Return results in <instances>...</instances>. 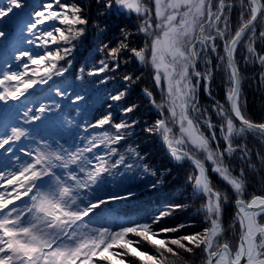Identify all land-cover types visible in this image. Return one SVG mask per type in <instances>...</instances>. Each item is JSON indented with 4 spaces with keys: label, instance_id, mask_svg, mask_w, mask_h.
<instances>
[{
    "label": "snow or ice",
    "instance_id": "6c2138e0",
    "mask_svg": "<svg viewBox=\"0 0 264 264\" xmlns=\"http://www.w3.org/2000/svg\"><path fill=\"white\" fill-rule=\"evenodd\" d=\"M234 8L239 9V23L233 31ZM118 14L135 15V29L120 27L115 46L101 40L95 51L104 52L105 58L84 57L75 80L68 81L66 76L89 29L97 37L105 36L110 31L109 19ZM24 32L32 38L24 37ZM139 37L142 46H132L131 39ZM258 40L264 41V0H91L88 4L81 0H0V53H13L10 59L0 56V104L4 106L0 110V264H189L185 254L194 256L196 250L203 255L202 264H264V194L246 196V168L234 174L230 163L235 158L252 172L264 171V122L246 115L244 77L237 61L238 49L243 48L245 64L259 67L258 80L264 85V53L257 50ZM217 41L222 42L223 54ZM24 43L33 48L23 49ZM124 53L131 55L122 60ZM210 53L216 54V64ZM132 58L151 67L161 92L158 103L145 90L160 118L144 131L160 137L175 164L191 163L193 172L187 179L192 195L205 199L198 211L209 226L202 232L168 235L189 226L164 223L188 207L183 203L164 204L144 219L117 229L93 220L102 206L137 195L127 188L123 194L99 196L108 177H127L139 169L156 178L149 185L152 189L165 182L163 174L158 177L135 147L128 148V155L115 147L140 123L128 119L137 105L121 104L130 85L108 95V111L84 124L87 135L73 134L74 117L68 118L71 111L79 114L80 102L87 103V89L80 85L77 91L76 81L87 76L107 84L111 77L106 73L117 71ZM201 62L202 68L198 67ZM13 64L17 70H12ZM217 71L225 76L227 101V105L214 102L219 125L205 115L207 109L198 98L202 85L213 95ZM123 79L135 83L131 75ZM37 87L44 100H29ZM63 101L71 108L67 116ZM10 102L20 104L14 116ZM54 113L57 121L32 127L38 122L43 125ZM115 113L121 117L118 121ZM249 136L260 141L255 162L247 144ZM209 162L211 171L236 196L233 227L238 224L239 232L235 247L224 239L222 223L229 197L213 185ZM145 243L154 251L142 250Z\"/></svg>",
    "mask_w": 264,
    "mask_h": 264
},
{
    "label": "trees",
    "instance_id": "16d2710c",
    "mask_svg": "<svg viewBox=\"0 0 264 264\" xmlns=\"http://www.w3.org/2000/svg\"><path fill=\"white\" fill-rule=\"evenodd\" d=\"M29 3L34 0H28ZM40 2V0H35ZM65 2H75V0H65ZM81 2L88 4L91 0H81ZM92 15H95V5L92 4ZM110 31L103 37H97V34L90 28L87 34V38L82 41V46L78 47L76 53V61L73 64L72 69L66 76L68 81H74L78 75L79 67L84 63V57L92 56L97 61L105 58L104 52H96L95 48L99 46L101 40L104 42H110V46H115L119 36V28L126 26L129 29H135L138 21L135 15H116L109 19ZM239 23V9L234 8L231 12V25L234 31ZM259 28L257 32H259ZM24 37L32 38L27 32L23 33ZM39 43V41H38ZM219 45L220 54H223L222 42L217 41ZM132 46L141 47L143 44V38H132ZM20 47L23 49H32V45L26 43ZM54 47V46H53ZM257 50L264 53V41H257ZM37 51L39 49H36ZM244 49L240 48L237 52V61L240 64L241 74L244 77L242 90V100H246L245 112L246 115L255 122H264V85H261L258 80L259 67L246 65L244 62ZM13 53L11 51L0 53L3 59H10ZM130 53H124L122 60L130 57ZM212 58L213 64H216V54H209ZM109 63H113L109 61ZM198 67H203L201 62ZM17 70L16 65L13 64V69ZM111 79L107 84H100L99 78L97 77H85L84 81H76L77 91H81L80 85H83L87 89L86 98L87 103L80 102L77 106L80 109L79 114L75 111H71L68 101H63L65 105L63 111L67 116L71 111V115L68 117L72 119L73 123V134L79 133L81 136L87 135L82 129L86 122H92L96 118L102 116L108 111L107 103H110L107 99L108 95L115 90L123 89L126 84L128 87V94L126 98L121 101L122 105H137L136 111L129 114L128 119L138 120L140 123L133 129L132 135L129 136L125 141H121L119 145H115L122 154L128 155V148L135 147L136 150L145 158L144 163L152 170L157 171L158 177L163 174L164 183L159 185L157 189H152L149 185L153 182L154 177L151 175L141 172L139 169L130 171L127 177L116 176L115 179L108 177V183L102 187L98 192L101 197H107L114 193L123 194L127 188H131L136 191L137 195L131 199L116 201L102 206L97 209L96 216L93 220L99 219L106 226H111L117 229L122 224H127L131 221L142 220L144 217L154 210L162 207L167 203H183L187 204L188 207L184 210L177 211L168 218L164 223L167 226H175L178 224L189 225L180 232L169 233V236L177 237L185 234H193L202 232L209 225L205 222L204 215L199 212L202 204L205 203L203 197H196L192 195V188L188 182V176L193 172V167L190 162L185 161L183 164H175L168 155V150L157 135H150L144 131L145 127L152 126L154 122L160 118L159 111L152 105L149 97L145 94V90L151 92L159 103L161 100L160 88L156 86L153 79V71L150 66L139 64L134 58L129 59L127 64L121 63V67L115 72L106 73ZM131 75L135 83L125 82L124 76ZM139 77V79H136ZM95 81V86H92L91 82ZM47 87V86H45ZM41 89L37 87L33 96H29V100H44V96L39 95ZM212 93L210 97L205 91L203 85L198 90V98L203 108L207 109L205 115L210 116L214 124L219 125L220 118L216 115L214 108V102L224 103L226 101V83L225 76L222 71H217L214 74L212 81ZM46 95V94H45ZM31 106V105H29ZM20 107L19 102H10L8 108L11 115H15L16 108ZM4 106L0 104V110H3ZM121 117L119 113L114 114V119L119 120ZM57 114H53L49 120H45L43 125L39 122L32 127H45L50 124V121H57ZM79 124L80 127H75ZM205 132H208L206 126L201 124ZM108 128V126H106ZM55 131V129H52ZM111 130V129H109ZM90 132L103 131V129H89ZM218 131V129H217ZM249 148L253 149V161H256L255 150L260 147V141L258 138H252L249 136L247 140ZM221 148L223 147V141H220ZM215 146V145H214ZM17 155H21L17 152ZM3 158V154L0 153V159ZM23 158V157H22ZM231 166L234 168V174H238L240 167L246 168L247 177V193L246 196L255 194H264V171L252 172L247 169L246 165H242L238 159L233 158L231 160ZM259 169V164L257 163ZM170 168V173L165 172V169ZM209 175L213 185L220 191L227 194L229 197L228 203L225 204L222 223L225 228L224 239L228 240L233 247H235L238 240L239 225L234 224V214L236 212L234 201L236 196L231 187L224 182L216 173L211 171V164L208 163ZM157 177V178H158ZM142 250L153 252L154 249L146 243L141 246ZM185 258L189 261V264H202L203 255L200 250H196V255L185 254ZM131 259V258H130Z\"/></svg>",
    "mask_w": 264,
    "mask_h": 264
}]
</instances>
